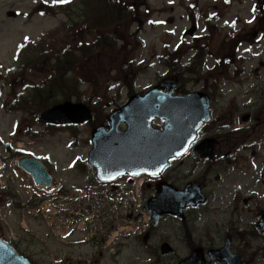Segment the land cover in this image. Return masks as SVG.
Segmentation results:
<instances>
[{"label": "rangeland", "instance_id": "obj_1", "mask_svg": "<svg viewBox=\"0 0 264 264\" xmlns=\"http://www.w3.org/2000/svg\"><path fill=\"white\" fill-rule=\"evenodd\" d=\"M42 1L0 0L1 73L15 63L16 50L24 39L36 40L52 32L55 42L61 44V38L65 37L60 36V28L56 27L65 21L66 14L61 10L51 15L34 12L37 6L47 9ZM229 1L226 5L225 0H145L148 8L140 7L144 21L138 43L131 41L136 63L141 62L140 66L144 67L134 80V91L146 90L163 78L173 77L171 74L180 75L178 69L169 75L159 55L169 57L173 54V58L167 57V62L180 56L181 64L189 65L196 54L193 45L204 46L209 52L202 67L197 68V82L192 80L193 75H182L186 79L183 90L208 87L212 93L211 114L217 126L227 131L242 127L246 140L239 143L233 136L218 137L215 156L217 159L224 156L227 161L214 165L210 171L206 162H197L191 154L172 163L163 174L166 181L177 187H182L187 180H198L207 201L188 210L185 220L166 216L158 224L149 226V214L143 204L153 194L152 187L147 188L145 181L152 180L145 178L141 185L137 181L121 188L93 181V170H83L80 168L82 163H78L80 166L75 164L85 161L91 149L88 140L92 123L48 130L36 121L30 108H24L25 104L17 111L9 110L6 103L18 94L29 92L24 84L39 80L28 74L14 78V71H11L0 79V233L4 238L20 251L30 254L38 264H61L60 259L71 251L81 253L84 262L90 264L92 241L89 239L84 244L75 241L80 236L79 227L94 226L95 231H99L94 238L98 240L102 234L109 243L106 250L104 244L97 245V251H103L100 259L95 252L97 264H153L159 257L160 264H174L189 254L191 243L216 247L231 231L238 233L244 229L247 236L248 233L255 235H249L251 238L246 240L252 245V251H257L253 256L255 264H264V238L259 236L255 226L258 212L264 211V122L258 124L252 118L254 109L240 111L242 107L258 106L264 100V16L251 13L253 0ZM14 10H18L19 15L8 16L9 11ZM214 11L220 13V18L206 23L205 14ZM192 16L196 18L194 42L183 34L190 26ZM73 29L69 27V31L64 32L80 40L84 30ZM236 34H240L245 42L241 49L247 45L251 48L249 53L242 54V58L238 56L239 51L234 55L230 52L231 39ZM215 57L224 61L220 62L218 70L210 72L218 79L212 88L214 82L206 80L204 74L213 66ZM109 69V77L107 73L97 76L92 71L93 83L98 84L94 86L98 95L104 93L108 99L116 97V102L104 109L106 113L128 97L125 86L110 80L118 74L117 69ZM34 74L38 73L32 72V76ZM85 89L86 86H81L79 90ZM87 89L85 97L92 91ZM75 99L73 97L72 101ZM245 113L249 118L243 124L238 120ZM201 134L205 135V132L201 131ZM72 136L75 137L73 144ZM16 149L45 161L57 186L51 189L32 187L30 177L16 165L20 157L14 153ZM204 168H208V172L203 171ZM111 221L114 223L112 228ZM144 228V233H150L149 239L144 240V233L139 235ZM117 233L119 236L115 237ZM236 239L234 245L240 244L241 240ZM161 241H167L172 252L160 254Z\"/></svg>", "mask_w": 264, "mask_h": 264}, {"label": "water", "instance_id": "obj_2", "mask_svg": "<svg viewBox=\"0 0 264 264\" xmlns=\"http://www.w3.org/2000/svg\"><path fill=\"white\" fill-rule=\"evenodd\" d=\"M261 2L263 0H260ZM160 85L166 91L151 89L144 95H132L127 103L112 110L108 115L109 128L104 126L92 130L93 147L87 163L95 169L96 177L102 182L110 181L124 174H159L169 158L178 157L186 151L194 139L197 129L208 120L207 96L202 92H189L181 96L171 95L176 81H164ZM91 117L89 108L82 103L69 101L56 104L39 115L40 122L82 123ZM154 118L163 121L162 129L152 128ZM120 122L126 123L125 131L118 130ZM214 140L207 138L193 150L198 158L211 156ZM18 166L31 174L36 185L50 187L55 184L44 165L31 157H21ZM203 196L198 186L190 184L178 190L165 182L156 184V195L145 203L152 212V220L157 221L162 214L181 216L183 209L202 202ZM264 231V215L258 221ZM228 242L218 256L225 259ZM168 247L161 246L162 252ZM196 257L190 256L178 264H195ZM0 264H30L16 253L13 246L0 239ZM212 264V263H209ZM236 264V263H235Z\"/></svg>", "mask_w": 264, "mask_h": 264}, {"label": "trees", "instance_id": "obj_3", "mask_svg": "<svg viewBox=\"0 0 264 264\" xmlns=\"http://www.w3.org/2000/svg\"><path fill=\"white\" fill-rule=\"evenodd\" d=\"M130 2L131 0H70L66 5L48 4L49 13L60 9L68 19L61 23L59 35H65L61 38V44L55 42L56 39L52 37V44H47V40L42 39L22 48L23 64L30 65L32 69L36 68L41 74V79L43 77L38 85L32 86L31 97L25 98L34 113L59 100L75 97L78 101L91 103L93 99L97 100L91 103L95 116L93 122H89L92 125L104 122V109L114 100H108L104 93L98 95V90L94 88L98 84L93 83L95 77L92 71L97 76L106 73L108 76V71L111 70L109 68H115L118 74L112 79H117L129 92L132 91V81L138 67L133 65L131 50H128L130 39H134V34L130 33L129 29L139 18V13ZM69 27H74L73 31L84 30L83 37L78 40L73 34H63L64 30L69 31ZM44 45L46 46L43 47ZM86 61L88 63L85 67ZM185 71L187 68H183L182 72ZM178 79L180 83L184 81L180 75ZM82 85H85L86 89L88 87L87 90L92 89L88 98H85L84 90H79ZM21 104L23 100L16 103L15 107Z\"/></svg>", "mask_w": 264, "mask_h": 264}, {"label": "flooded vegetation", "instance_id": "obj_4", "mask_svg": "<svg viewBox=\"0 0 264 264\" xmlns=\"http://www.w3.org/2000/svg\"><path fill=\"white\" fill-rule=\"evenodd\" d=\"M256 8L259 9V10H263L264 9L262 7H256ZM260 98H262V97H260ZM263 119H264L263 117L258 116V113L254 114V120L256 121V123L259 124L261 122H264ZM259 120H261V121L259 122ZM214 163H215V160L213 159L212 161L208 162V166H211ZM263 187H264V185H263ZM250 198H252V196ZM246 202H247V200L244 201V203H246ZM101 231H103V228H102ZM248 234L252 235V236H255L253 233H248ZM249 235L247 236L246 230L242 229L241 232L236 233L235 231H233V232L231 231V233H228L227 235L224 236V240L226 238H228L230 240L229 252L239 256L240 264H252L253 261H254V258H253L254 252L252 251V245H250L246 241L248 237L251 238V236H249ZM235 237L237 238L236 240H238V241L241 240L240 244L234 245L233 242H234V238ZM103 242H104V237L102 236V234L99 236L98 240L96 238H94L92 240L93 250L91 251V254L89 255L90 258H91V260H90L91 264L92 263H96V260L93 258V254H95V252H97V256L98 257H103V251L102 250H98L97 251V245H100ZM161 242H163V241H161ZM195 246H201L202 247V250H203L202 251V257H201L202 260L209 261L210 258L208 257L207 252H208V250L210 248H213V246H206V245H203V244H196V245L193 244V246L190 247L189 253L195 248ZM220 246H218V247H220ZM104 250H106V248ZM73 253H74L73 251H71L70 254L65 253L64 254L65 256H63L61 258V264H70L69 262H73V264H85L83 262V258L81 256H74ZM160 262L161 261H160V257H159V258H157L155 260V262L153 264H160ZM197 263L200 264V261H198ZM215 264H226V260L219 261L217 259L215 261Z\"/></svg>", "mask_w": 264, "mask_h": 264}]
</instances>
